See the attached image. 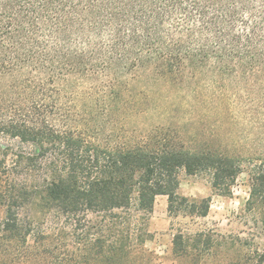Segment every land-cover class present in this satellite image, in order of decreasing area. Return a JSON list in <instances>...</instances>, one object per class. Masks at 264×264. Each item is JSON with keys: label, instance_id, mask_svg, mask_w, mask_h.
I'll use <instances>...</instances> for the list:
<instances>
[{"label": "trees", "instance_id": "trees-1", "mask_svg": "<svg viewBox=\"0 0 264 264\" xmlns=\"http://www.w3.org/2000/svg\"><path fill=\"white\" fill-rule=\"evenodd\" d=\"M140 76L264 90V0H0V113H20L0 117V132L38 148L20 154V165L39 164L33 179L20 178V237L11 209L0 222V240L20 241L21 264L162 259L146 248L157 198H168L172 215L205 218L211 209V197L180 193L183 171L210 172L224 196L246 172L248 211L264 223L260 158L189 143L172 128H117L108 113L132 107ZM172 244L177 260L193 264L214 247L206 232H180Z\"/></svg>", "mask_w": 264, "mask_h": 264}, {"label": "rangeland", "instance_id": "rangeland-1", "mask_svg": "<svg viewBox=\"0 0 264 264\" xmlns=\"http://www.w3.org/2000/svg\"><path fill=\"white\" fill-rule=\"evenodd\" d=\"M209 82L174 85L157 77L140 76L131 84L132 107L124 113L108 114L120 129L138 133L158 126L172 128L183 133L189 143L194 139L209 142L227 147L235 156L260 158L259 163L263 162L264 90L258 87L250 95L243 90V84L231 80ZM0 117L6 122L19 121L20 113H0ZM106 126L109 132L111 127ZM0 147V222L11 209L18 225L13 235L20 237V178L33 179L39 168L36 162L20 165V154L34 155L38 148L3 132ZM180 182V193L189 199L211 197L210 212L205 218L172 215L168 198L158 197L150 217L154 239L146 248L162 259L148 264H193L190 259L177 260L173 256L172 241L180 232L190 236L206 232L213 237L214 247L201 256L200 264H257V255L264 253V223L258 210L248 211L249 175L243 173L228 196L213 190L210 172L190 176L183 171ZM27 211L30 208L23 213ZM217 235L228 238L221 240ZM20 258V241L0 240V264H21Z\"/></svg>", "mask_w": 264, "mask_h": 264}]
</instances>
